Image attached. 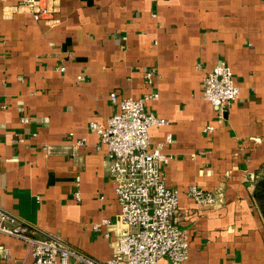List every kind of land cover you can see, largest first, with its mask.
Masks as SVG:
<instances>
[{"label": "crops", "instance_id": "1", "mask_svg": "<svg viewBox=\"0 0 264 264\" xmlns=\"http://www.w3.org/2000/svg\"><path fill=\"white\" fill-rule=\"evenodd\" d=\"M18 3L0 0V205L94 259L110 258L120 204L107 147L89 122L117 111L113 90L155 91L145 107L167 121L149 128V148L162 142L170 155L162 177L178 189L184 264H264L253 197L264 177V0H54L40 20ZM216 63L239 87L223 117L202 95ZM193 184L216 200L196 201ZM0 244V264L32 259L20 237L0 232ZM69 264L84 263L71 256Z\"/></svg>", "mask_w": 264, "mask_h": 264}, {"label": "built area", "instance_id": "2", "mask_svg": "<svg viewBox=\"0 0 264 264\" xmlns=\"http://www.w3.org/2000/svg\"><path fill=\"white\" fill-rule=\"evenodd\" d=\"M18 2V6L30 12L35 20L49 17L54 7V0ZM146 75L150 77L152 72L147 71ZM238 94L239 87L228 65L216 63L204 73L202 95L216 107L219 117H223L226 106ZM109 96L117 103V111L104 122L90 121L89 128L107 147V170L115 180V193L120 204L112 256L104 261L94 259L57 235L42 233L0 205V232L22 238L32 255L29 262L20 264H69L71 256L78 257L84 264H158L162 257H167L171 264H184L188 240L173 219L178 189L168 186L162 177V164L170 155L162 150V142L149 148V128L167 121L145 107L146 101L157 98L158 93L118 97L113 90ZM21 119L28 120L26 116ZM205 128L211 130L213 126L206 125ZM170 140L167 134L165 141ZM83 142V139L77 140V144ZM43 149L51 152L48 144L43 145ZM188 193L199 203L210 204L216 200L213 192L194 184L189 186ZM76 195L78 197V192ZM98 225L94 223V227ZM2 249L0 244V252Z\"/></svg>", "mask_w": 264, "mask_h": 264}, {"label": "trees", "instance_id": "3", "mask_svg": "<svg viewBox=\"0 0 264 264\" xmlns=\"http://www.w3.org/2000/svg\"><path fill=\"white\" fill-rule=\"evenodd\" d=\"M253 197L264 218V177L257 181L253 189Z\"/></svg>", "mask_w": 264, "mask_h": 264}]
</instances>
